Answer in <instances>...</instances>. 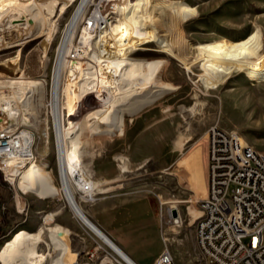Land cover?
I'll list each match as a JSON object with an SVG mask.
<instances>
[{"label": "rangeland", "instance_id": "obj_1", "mask_svg": "<svg viewBox=\"0 0 264 264\" xmlns=\"http://www.w3.org/2000/svg\"><path fill=\"white\" fill-rule=\"evenodd\" d=\"M55 1L61 5L68 3V0H36V11L44 16L45 3ZM168 1H182L199 11L197 17L186 23L169 12L153 11L159 18L160 35L172 40L174 50L186 61L194 60L195 48L199 44L223 39L236 41L255 31L264 38V0ZM80 2L76 0L65 14H60L59 6L54 20L56 31H49L48 28L42 38L30 37L23 41L14 33L8 39L11 44L0 49V85L7 81L6 78L21 75L46 81L45 90L34 92L29 97L28 104L32 106L27 111L28 121L23 119L13 123L16 124L14 128L34 132L37 162L40 165L49 164L58 189L55 198L40 200L23 195L16 187L12 188L4 182L0 172V213L5 222H23V226L12 235L0 238V248L11 239L20 241L24 233L21 229L37 232L42 225L59 224L72 231L73 253L78 255V251H83L81 262H86V253L95 251L98 245L114 254L83 226L62 191L51 113L59 48ZM163 4L164 0L155 1L156 6ZM19 18L25 19L24 16ZM118 18L123 19L121 15ZM82 32L81 27L75 31L68 50L71 57L76 50H82L79 40ZM91 45L85 46L86 50L97 51ZM144 48L146 50L137 52L134 57L168 61L162 79L175 89L166 91L160 99L144 106L138 113L126 114L123 129L114 125L112 131L95 133L91 127L88 128V133L84 135L83 163L89 166L95 181L105 182L104 187L112 191L98 194L91 200L76 194V199L93 222L127 253L140 246L137 234L146 226V221H143L146 205L158 225L159 239L151 232L139 251L149 257L160 248L162 253L167 245L173 264H205L195 244L194 222L199 216L198 202L207 191L208 130L218 126L226 131H237L248 144L264 153V107H259V104H264V82L249 81L244 74H235L220 89L206 90L200 81L198 67L194 68V72L183 69L180 62L163 54L157 44ZM65 72L68 74V70ZM96 106L98 103L94 97L84 98L77 105L74 119H82L87 111ZM68 121L67 113V126ZM46 133L50 142L47 147ZM180 138L187 140L183 147L177 145ZM122 166H126L129 172L123 173ZM16 206L24 212L19 214ZM174 212L182 217L180 227L173 222L176 217ZM49 214H54V221H44ZM164 239L168 241L165 243ZM45 240L47 244L42 243L38 249L42 255L50 252L48 235H45Z\"/></svg>", "mask_w": 264, "mask_h": 264}, {"label": "bare ground", "instance_id": "obj_2", "mask_svg": "<svg viewBox=\"0 0 264 264\" xmlns=\"http://www.w3.org/2000/svg\"><path fill=\"white\" fill-rule=\"evenodd\" d=\"M87 1L81 0L67 26L53 77L51 113L62 191L75 216L96 235L102 245L110 249L124 264H136L93 222L76 199L78 190L74 170L78 165H81L86 181L92 186L91 196L112 191L104 187L105 182L95 181L89 166L83 163L84 135L88 133L89 127L95 133L112 131L114 125L123 129L126 114L138 113L144 106L160 99L166 91L175 89L162 79L168 61L134 57L137 52L146 50L144 47L157 44L163 54L180 62L187 71L194 72V68L198 67L201 71L200 81L205 89L217 90L235 74H244L249 81L264 82V38L255 31L236 41L223 39L199 44L195 48L197 53L194 60L186 61V58H181L174 50L173 41L160 35L159 18L153 11L160 9L162 12H169L186 23L198 16L197 8L182 1L164 0L165 4L156 6V0H122L119 13L123 19L118 18L111 30L100 39L92 40L82 32L79 39L82 50H76L74 57H71L68 54L69 45ZM75 2L76 0H68V3L62 5L56 1L46 2L45 15L41 16L36 11V0H0V49L11 44L8 39L14 33L23 41L30 37L42 38L48 28L49 31H54L59 6L61 5L60 14H65ZM20 16L25 19H20ZM37 30L38 33L35 32ZM91 44L97 51L89 48L86 50L85 46ZM67 70L68 74L65 72ZM6 79L0 85V125L15 126V121H28L27 111L32 106L28 104L29 97L34 92L45 90L46 81L22 75ZM90 96L97 101V108L90 109L82 119L75 120L77 105ZM260 106L264 107V104H259ZM66 112L69 126L65 124ZM45 135L47 147L50 144L49 135ZM186 141L180 138L177 145L183 147ZM45 156L48 157V154ZM21 166L10 164L12 168L7 176L20 193L40 200L56 197L58 189L55 178L49 171V164L33 162L20 170ZM122 172L127 173L129 170L122 166ZM54 219V214H49L44 221ZM178 221H182L180 214ZM45 235L49 239L48 255H42L38 251L39 246L46 243ZM70 237V230L62 225H42L37 232H24L20 241L11 239L3 244L0 248V264H80L78 255L73 253Z\"/></svg>", "mask_w": 264, "mask_h": 264}, {"label": "built area", "instance_id": "obj_3", "mask_svg": "<svg viewBox=\"0 0 264 264\" xmlns=\"http://www.w3.org/2000/svg\"><path fill=\"white\" fill-rule=\"evenodd\" d=\"M121 3L122 0H88L76 31L81 27L92 40L104 37L118 21ZM35 145L32 130L0 125V172L12 188L15 186L7 177L10 164L22 165V170L37 162ZM81 170V165L74 170L76 194L91 200L92 186ZM198 205L194 238L205 264H264V153L237 131L218 126L208 130L207 194ZM16 209L20 212L18 206ZM173 222L177 227L183 224L178 216ZM86 255L87 261L79 260L80 264H124L101 245ZM154 264H173L167 245Z\"/></svg>", "mask_w": 264, "mask_h": 264}, {"label": "crops", "instance_id": "obj_4", "mask_svg": "<svg viewBox=\"0 0 264 264\" xmlns=\"http://www.w3.org/2000/svg\"><path fill=\"white\" fill-rule=\"evenodd\" d=\"M144 205L146 203H143ZM145 208H146V214H145V218L143 221H146V226L144 229H142V231L140 233L137 234V237L139 238V247L135 250L131 249L128 251V253L125 251V253L136 263V264H154L155 261L157 260V258L160 256L161 254V248L159 249V251L153 255H150L149 257H145L141 251H139V248L144 245V242H145V239H146V236L148 234H150L151 232L155 234V236L158 237L159 239V236H158V225L156 223L155 220L152 219V212H150L151 210L148 209L145 205ZM6 212V211H5ZM18 212V211H17ZM22 211L18 212L19 214L21 213ZM3 215H1L0 213V219H2V221H0V238H3V237H7L8 235H12L14 233V231H16L17 229H19L20 227L23 226V222L19 223V222H15V221H4V217H2ZM84 227H86L84 224H83ZM64 227V226H63ZM66 228V227H65ZM87 228V227H86ZM68 229V228H66ZM70 230V229H68ZM88 230V228H87ZM22 232H25L26 230H23L21 229ZM90 233H92L90 230H88ZM71 232V235H73L72 231L70 230ZM93 234V233H92ZM107 234V233H106ZM94 235V234H93ZM108 235V234H107ZM96 237V235H94ZM109 236V235H108ZM110 237V236H109ZM72 238V242H73V247H74V238L73 237H70ZM97 238V237H96ZM111 238V237H110ZM112 239V238H111ZM71 240V239H70ZM113 240V239H112ZM114 241V240H113ZM71 242V243H72ZM115 242V241H114ZM117 244V242H116ZM75 251V250H74ZM81 252H77L78 255L80 256L79 260L82 259L81 257Z\"/></svg>", "mask_w": 264, "mask_h": 264}, {"label": "water", "instance_id": "obj_5", "mask_svg": "<svg viewBox=\"0 0 264 264\" xmlns=\"http://www.w3.org/2000/svg\"><path fill=\"white\" fill-rule=\"evenodd\" d=\"M174 216H177V213L176 212H174Z\"/></svg>", "mask_w": 264, "mask_h": 264}]
</instances>
